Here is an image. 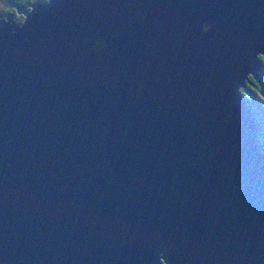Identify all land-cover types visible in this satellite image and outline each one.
I'll use <instances>...</instances> for the list:
<instances>
[{
	"label": "water",
	"instance_id": "water-1",
	"mask_svg": "<svg viewBox=\"0 0 264 264\" xmlns=\"http://www.w3.org/2000/svg\"><path fill=\"white\" fill-rule=\"evenodd\" d=\"M27 14L16 33L0 19V264H152L164 246L172 264H264V148L238 91L264 0Z\"/></svg>",
	"mask_w": 264,
	"mask_h": 264
},
{
	"label": "clouds",
	"instance_id": "clouds-1",
	"mask_svg": "<svg viewBox=\"0 0 264 264\" xmlns=\"http://www.w3.org/2000/svg\"><path fill=\"white\" fill-rule=\"evenodd\" d=\"M38 3L41 5H47L49 7L52 6V0H28V2L26 3L16 5V7L23 6L27 11H20V13L22 14H14V21L10 19V14H13L14 9H9L4 3H0V10H3V12L0 13V19H2L9 25V29L11 32L16 33L20 31L29 21L30 17L28 16L27 12L34 11L35 5ZM13 23L18 25V27H13ZM212 27L213 25L211 24H205L203 30L207 32ZM88 39L89 38H85V40L83 41L85 45L88 44ZM108 46V41L105 38L96 40L94 44V48L97 51H101ZM257 58L260 62L258 72L249 71L243 83L239 86L238 91L246 99L249 107L255 113L257 121L261 125H264V93L258 92L257 90L252 88L249 83L250 80L257 83H264V81H262L260 78L261 76H264V51L259 52ZM246 93H249L250 95H247ZM252 93H255V96H253ZM259 139L260 142L264 144V133L260 134ZM152 264H172L171 257L169 255V249L167 248V246L157 249V254L152 259Z\"/></svg>",
	"mask_w": 264,
	"mask_h": 264
},
{
	"label": "trees",
	"instance_id": "trees-1",
	"mask_svg": "<svg viewBox=\"0 0 264 264\" xmlns=\"http://www.w3.org/2000/svg\"><path fill=\"white\" fill-rule=\"evenodd\" d=\"M28 2V0H1L0 3H4L7 8L9 9H14V12L13 14H10V17H12V19L14 20V14H21L20 12L17 11L16 9V5L18 4H22V3H26ZM3 10H0V13H2ZM258 56V55H257ZM259 61V60H258ZM259 65H260V62H259ZM258 65V67H259ZM259 69V68H258ZM258 69L254 70V71H257L258 72ZM247 76V75H246ZM246 78V77H245ZM262 81H264V76H261L260 77ZM250 85L252 86V88H254L255 90H257L258 92H263L264 93V83H257L255 81H252L250 80L249 81ZM247 95H250L249 93H246ZM253 96H255V93H252ZM258 99V98H257ZM245 102L248 104V102L246 101V99L244 98ZM249 106V105H248ZM250 108V107H249ZM251 109V108H250ZM252 110V109H251ZM253 112V111H252ZM253 115L255 116V113L253 112ZM256 118V116H255ZM260 124V123H259ZM261 133H264V125H261L260 124V128L259 130L257 131V135L258 137H260V134ZM259 143H260V146L264 148V144H262L260 142V139H259Z\"/></svg>",
	"mask_w": 264,
	"mask_h": 264
},
{
	"label": "rangeland",
	"instance_id": "rangeland-1",
	"mask_svg": "<svg viewBox=\"0 0 264 264\" xmlns=\"http://www.w3.org/2000/svg\"><path fill=\"white\" fill-rule=\"evenodd\" d=\"M1 1V0H0ZM261 93H263V92H261Z\"/></svg>",
	"mask_w": 264,
	"mask_h": 264
}]
</instances>
